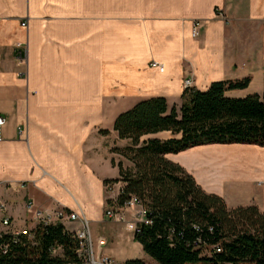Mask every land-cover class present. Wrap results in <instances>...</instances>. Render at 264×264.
Wrapping results in <instances>:
<instances>
[{
    "label": "crops",
    "instance_id": "0c3cea01",
    "mask_svg": "<svg viewBox=\"0 0 264 264\" xmlns=\"http://www.w3.org/2000/svg\"><path fill=\"white\" fill-rule=\"evenodd\" d=\"M245 78L249 86L230 97L264 95V0H0V231L34 230L38 211L55 220L64 210L87 217L97 251L115 264L135 259L116 257L135 237L134 210L123 209L125 221L106 216L122 186L111 193L106 181L120 178L119 162L133 166L113 152L130 142L114 130L116 118L152 97L180 107L187 79L207 90ZM198 163L186 169L208 193L264 213V146L229 144L228 157ZM141 248L136 258L155 264Z\"/></svg>",
    "mask_w": 264,
    "mask_h": 264
},
{
    "label": "trees",
    "instance_id": "16d2710c",
    "mask_svg": "<svg viewBox=\"0 0 264 264\" xmlns=\"http://www.w3.org/2000/svg\"><path fill=\"white\" fill-rule=\"evenodd\" d=\"M249 84L245 78L215 81L207 90L189 87L180 107L152 97L115 120L119 138L131 145L113 152L133 166L119 162L120 178L106 181L122 183L118 197L108 204L124 207L133 196L141 200L149 223L140 224L135 239L159 264H264V213L255 205L229 208L168 157L201 145L264 146V95H228ZM162 132L171 136L150 137ZM33 232V238L2 232L0 264L82 263L76 233L62 222L40 224ZM58 249L63 255L56 254ZM122 264L147 263L135 258Z\"/></svg>",
    "mask_w": 264,
    "mask_h": 264
},
{
    "label": "built area",
    "instance_id": "2783aa9c",
    "mask_svg": "<svg viewBox=\"0 0 264 264\" xmlns=\"http://www.w3.org/2000/svg\"><path fill=\"white\" fill-rule=\"evenodd\" d=\"M22 25L24 27H27L28 22H23ZM201 27H202V22L200 20H195L193 22L192 33H191L192 37L196 38L200 36ZM17 59L20 61H24L23 54L19 53V55L17 56ZM151 67L156 68L160 71L165 70L164 65L157 61H153L151 63ZM185 86L186 88L193 87V80L187 79L185 82ZM5 122H6L5 118L0 115V126L5 124ZM115 186L116 184L106 185L107 191L111 193L114 192ZM121 187L119 188V193H120ZM31 207H32V203L29 204V208ZM126 208L133 209L135 212L134 213V217H135L134 224L131 225L135 233L140 230V227H139L140 224L149 223V219L147 217V209L142 205L141 200L137 196H133L129 201H127L124 207H119L114 202L112 206H109L107 208L106 216L109 219H113L116 221H125L126 217L123 213V209H126ZM36 218L39 220V225L40 224L48 225L50 223H55V222H64V220L80 221L82 228L76 232V236L80 244V248L78 250V256L82 260V263L115 264V261L112 258L105 256L97 251L95 241L91 233L90 222L86 216H81L78 213L68 214L64 210H59L55 214V220L52 218V216L45 217L41 211H38L36 213ZM3 225L5 227H9L11 225V220L8 218H5L3 220ZM33 231L34 230H29L27 228L20 229V230H13V231H0V236L2 232H11L14 235H26V236H29L30 238H33L34 237ZM106 244H107V239L105 237H100L98 240V248L101 250L103 246H105ZM218 250L220 251V249ZM4 252H7V248L4 250Z\"/></svg>",
    "mask_w": 264,
    "mask_h": 264
},
{
    "label": "rangeland",
    "instance_id": "374dc122",
    "mask_svg": "<svg viewBox=\"0 0 264 264\" xmlns=\"http://www.w3.org/2000/svg\"><path fill=\"white\" fill-rule=\"evenodd\" d=\"M246 96L248 95H240L239 97L243 98ZM124 143L125 144L128 143L129 146L131 145V143L128 141L127 142L124 141ZM210 155H213V156L216 155V156L225 157V158L228 157L229 156V144H210V145H201V146H197L194 148H190L186 151L180 152L178 154H174V161L181 164L187 169L191 168V170L195 171L196 169L199 168L198 158H205ZM134 235H135V232H134ZM125 248H126L125 252H123V248H119V249L116 248V250H118V252H116L117 254L116 257L118 258V260L125 258V256H132L136 258L143 253L140 243L136 241L134 236H133V239L132 237L130 238V242H128ZM154 263L159 264L156 261Z\"/></svg>",
    "mask_w": 264,
    "mask_h": 264
}]
</instances>
